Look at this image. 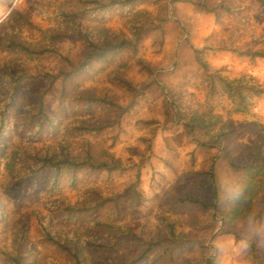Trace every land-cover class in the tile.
Masks as SVG:
<instances>
[{"label": "rangeland", "instance_id": "rangeland-1", "mask_svg": "<svg viewBox=\"0 0 264 264\" xmlns=\"http://www.w3.org/2000/svg\"><path fill=\"white\" fill-rule=\"evenodd\" d=\"M62 1L0 0V38L12 34L29 44H48L42 30L61 27L63 23L55 14ZM130 21L147 29L136 54L119 49L80 80L83 87L106 90L119 108L72 116L69 109H57L56 91L49 93L46 110L54 128L43 126L33 138L21 125V114L32 99L28 93L38 90L44 79L29 78L32 84L18 88L15 108L6 115L0 133V259L1 252H14L13 246L25 229L23 264H70L51 245L38 242L35 212L44 215V204L51 199L78 203L95 197L92 188L110 195L134 180L136 165L102 171L53 197L21 184L19 176L25 171L19 160L32 162V155L41 149L61 146L64 123L77 117L98 120L104 125L102 137L109 150L128 164L139 162L136 192L128 189L115 206L106 204L102 217L142 236L156 228L165 231L161 219L165 218L181 240L176 264H264V168L243 189L251 175L231 165L245 164L255 150L264 156V56L250 55L264 50V8L257 0H137L124 8L111 7L103 17H84L79 23L87 30L104 26L128 33ZM62 26L73 30L75 23ZM50 44L71 58L83 51L81 39L75 37ZM192 47L198 49L197 57ZM136 58L151 71L141 67ZM65 68L53 53L29 57L0 49V97L9 90V73L35 75ZM112 76L126 79L131 87ZM218 77L261 91L242 88L243 103L239 104L236 95L223 90ZM3 102L0 98V104ZM184 122L193 124L192 133ZM152 126L148 153L144 138ZM12 152L14 162L9 156ZM211 162L218 192L215 208L180 204L178 197L184 194L211 199L209 187L199 184L205 180L200 172ZM77 231L84 233V227ZM245 237L250 239V247L236 256L229 241ZM140 248L134 246L132 254ZM149 258L135 264H152Z\"/></svg>", "mask_w": 264, "mask_h": 264}, {"label": "trees", "instance_id": "trees-1", "mask_svg": "<svg viewBox=\"0 0 264 264\" xmlns=\"http://www.w3.org/2000/svg\"><path fill=\"white\" fill-rule=\"evenodd\" d=\"M137 0H63L56 10L55 17L63 24L75 23L73 30H65L63 24L59 29L47 28L42 30L46 41L42 45L26 43L18 36L4 35L0 38V49L15 52L29 57H38L47 53L58 56L66 65L65 69L44 70L41 74H29L22 72L18 75L7 74L10 87L1 99L0 104V133L5 122L6 115L15 108V95L18 88L30 85L29 78H43L40 87L28 95L31 101L24 106L21 114V125L26 127L27 133L33 138L43 126L53 127V119L46 110L47 96L49 93H57V109L65 111L69 109L72 116L86 115L99 108H119L120 105L112 99L106 90L87 88L81 86V79L89 77L98 62L106 61L110 54L119 49H128L132 56L136 54L138 45L147 29L138 21H130L128 33L115 32L107 27L87 30L79 23L84 17L99 14L103 17L111 7L124 8ZM264 8V0H257ZM27 24L31 22L24 18ZM66 37L81 39L82 53L71 58L61 52L50 42H57ZM195 57L198 49L192 47ZM250 55L264 56V50L251 52ZM136 62L147 71L151 69L136 58ZM114 81L127 87L130 82L119 76H112ZM223 90L229 95H236L238 103H243L242 88H248L257 92L252 85L246 86L243 82L233 83L222 77H218ZM122 111L125 108H120ZM142 122H153L142 120ZM187 130L193 132V124L184 122ZM104 125L98 120H80L77 117L66 121L63 126V134L58 148L47 146L32 155V162L20 161V168L24 174L19 176L21 184H29L33 189H42L46 197L59 195L63 188H74L79 183L90 181L102 171H122L135 166L134 180L122 191L104 195L95 188V197L90 200L80 199L77 203L59 199H51L45 202L47 212L42 215L34 214V226L37 232V240L43 244L51 245L59 254L64 255L70 264H135L146 256H150L152 264H176L177 248L181 240L175 235L173 226L165 218H161L167 226L165 231L156 228L148 230L145 236L131 232L128 228L109 222L101 213L106 204L116 205L118 197L126 195L128 189L136 192V184L139 181V162H124L115 156L102 137ZM155 126L151 127V133L145 137V148L151 151V138ZM15 157L14 152L10 155ZM166 165L171 163L164 159ZM15 160L13 159V162ZM141 161V160H139ZM11 163L9 164L10 167ZM129 165V166H128ZM234 167L241 168L250 173L249 179L244 182L243 189L247 188L255 173L264 168V156L255 150L248 161L241 166L231 163ZM204 181L199 184L208 186L211 191V199L204 201L199 198L184 194L179 196L182 205L196 204L202 208H215L218 199L215 181L214 165L200 172ZM84 227V233L77 230ZM25 229L21 230L13 253H3L1 264H23L22 244L25 243ZM141 245L137 254H132L133 247ZM133 255V256H132Z\"/></svg>", "mask_w": 264, "mask_h": 264}, {"label": "clouds", "instance_id": "clouds-1", "mask_svg": "<svg viewBox=\"0 0 264 264\" xmlns=\"http://www.w3.org/2000/svg\"><path fill=\"white\" fill-rule=\"evenodd\" d=\"M231 250L236 256H241L250 247V239L248 237L240 239L238 242L235 239L229 241Z\"/></svg>", "mask_w": 264, "mask_h": 264}]
</instances>
